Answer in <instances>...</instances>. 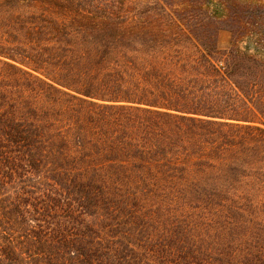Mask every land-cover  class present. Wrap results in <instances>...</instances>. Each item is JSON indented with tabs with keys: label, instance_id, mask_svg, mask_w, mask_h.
Listing matches in <instances>:
<instances>
[{
	"label": "trees",
	"instance_id": "16d2710c",
	"mask_svg": "<svg viewBox=\"0 0 264 264\" xmlns=\"http://www.w3.org/2000/svg\"><path fill=\"white\" fill-rule=\"evenodd\" d=\"M0 264H264V0H0Z\"/></svg>",
	"mask_w": 264,
	"mask_h": 264
},
{
	"label": "rangeland",
	"instance_id": "374dc122",
	"mask_svg": "<svg viewBox=\"0 0 264 264\" xmlns=\"http://www.w3.org/2000/svg\"><path fill=\"white\" fill-rule=\"evenodd\" d=\"M230 38H231L230 33L227 30L221 29L220 31H218L217 38H216V44H217L218 50L224 51L228 49V47L230 46ZM245 44L246 42L242 43L241 46H244ZM88 220L92 221L93 219L88 218ZM189 227H191V225L185 226L183 224H179L178 226H175L174 222L173 223L167 222V223H164L163 225H161V223H156V224L154 223L153 226H148L147 228H148V232L155 233L157 235L163 236L162 238H164V236H171L172 233L174 234V232H176V229L178 230L184 229L186 232H188ZM136 238H140V235L137 236Z\"/></svg>",
	"mask_w": 264,
	"mask_h": 264
}]
</instances>
